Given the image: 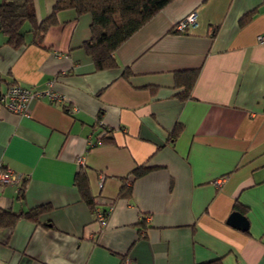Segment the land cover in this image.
Here are the masks:
<instances>
[{"label":"crops","instance_id":"obj_1","mask_svg":"<svg viewBox=\"0 0 264 264\" xmlns=\"http://www.w3.org/2000/svg\"><path fill=\"white\" fill-rule=\"evenodd\" d=\"M55 4L33 0L39 22ZM193 12L195 28L172 32ZM29 29L20 48L0 31V92L43 95L28 117L0 106V164L24 178L0 185V208L49 209L0 230V264H264V0H175L105 70L84 48L90 15L60 11L41 43ZM191 71L181 98L177 72ZM104 127L114 143L98 140ZM81 167L111 209L105 227L75 186ZM236 211L248 229L229 224Z\"/></svg>","mask_w":264,"mask_h":264},{"label":"trees","instance_id":"obj_2","mask_svg":"<svg viewBox=\"0 0 264 264\" xmlns=\"http://www.w3.org/2000/svg\"><path fill=\"white\" fill-rule=\"evenodd\" d=\"M174 1L56 0L53 12L42 22H39L34 10L33 0H0V31L7 36L9 45L20 48L26 42V32H28V30H25L26 24L30 25L29 32H33L36 35L35 43H41L46 32L56 24L57 14L60 11L72 9L76 11L78 16L90 15L91 38L84 43V48L92 58L96 70L112 69L117 67L114 57L115 52L146 23ZM174 30L172 32L176 33L177 31ZM125 74L128 73L126 72ZM196 77L197 72H177V85L184 87V91L179 94L181 98L192 97ZM181 131L182 125H176L171 133V138L176 140L180 136ZM110 133H113V130L104 127L97 135V138L102 143H114L113 137H109ZM84 168L81 167L77 173L75 186L81 199L92 208L95 216V209L101 207L102 204L93 196L88 174ZM149 171V167L142 165L135 168L130 175L135 180ZM123 181L124 184L120 189L119 196L130 197L132 186L125 184V179ZM24 190L25 182H23L20 189L21 193ZM48 209L49 207L44 205L26 213H15L0 208V230H12L21 218H26L36 223L39 220V216ZM204 264H222V260L214 259Z\"/></svg>","mask_w":264,"mask_h":264},{"label":"built area","instance_id":"obj_3","mask_svg":"<svg viewBox=\"0 0 264 264\" xmlns=\"http://www.w3.org/2000/svg\"><path fill=\"white\" fill-rule=\"evenodd\" d=\"M197 13L193 12L175 25V30L180 33H186L190 29H193L197 25ZM260 42H264V35L258 37ZM50 100L53 102L64 101V96L60 94H55L49 91L47 93ZM43 97L42 94L33 91L32 89L13 85L9 88L6 93L0 92V106L5 107L10 112L17 114L19 116L28 117L30 115V103L36 99ZM83 163V159L79 160ZM23 176L16 174L14 171L4 167L0 164V185L1 184H21L23 181ZM111 209L107 210L101 207L95 209V217L98 223L105 227L107 224L108 216L110 215ZM125 264H132L131 261H127Z\"/></svg>","mask_w":264,"mask_h":264},{"label":"water","instance_id":"obj_4","mask_svg":"<svg viewBox=\"0 0 264 264\" xmlns=\"http://www.w3.org/2000/svg\"><path fill=\"white\" fill-rule=\"evenodd\" d=\"M228 222L230 225L237 227L241 230L248 229V221L246 217L240 212H233Z\"/></svg>","mask_w":264,"mask_h":264}]
</instances>
